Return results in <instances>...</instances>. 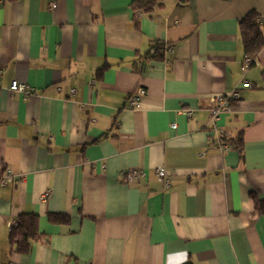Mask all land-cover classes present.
<instances>
[{
	"label": "crops",
	"instance_id": "crops-1",
	"mask_svg": "<svg viewBox=\"0 0 264 264\" xmlns=\"http://www.w3.org/2000/svg\"><path fill=\"white\" fill-rule=\"evenodd\" d=\"M137 1L0 0V264H264V47L244 68L240 32L256 10L264 34V0ZM24 212L41 235L19 253Z\"/></svg>",
	"mask_w": 264,
	"mask_h": 264
},
{
	"label": "trees",
	"instance_id": "trees-1",
	"mask_svg": "<svg viewBox=\"0 0 264 264\" xmlns=\"http://www.w3.org/2000/svg\"><path fill=\"white\" fill-rule=\"evenodd\" d=\"M154 2L152 0H138L134 4V9L142 11H150ZM262 19L256 10L249 11L240 21V32L244 44L245 53L248 56L255 57L258 52L264 47V34L262 30ZM154 56L160 57L161 51L166 48L163 42H156L154 45ZM231 145L239 148L231 139L224 137ZM250 195L254 200L257 209L264 210V201L261 200L255 191H251ZM65 220L66 215L50 214V220ZM16 225H13L10 231V243L12 248L19 253H26L31 248V241L40 238L38 230V215L34 212H24L18 215L15 220ZM185 264H192L190 261Z\"/></svg>",
	"mask_w": 264,
	"mask_h": 264
},
{
	"label": "built area",
	"instance_id": "built-area-1",
	"mask_svg": "<svg viewBox=\"0 0 264 264\" xmlns=\"http://www.w3.org/2000/svg\"><path fill=\"white\" fill-rule=\"evenodd\" d=\"M55 6H56L55 3L51 4L52 8H55ZM253 59H254L253 57L247 55L244 60V68H246L249 64H251L253 62ZM250 87H251V83L246 80L242 82L241 86H237L231 91H227L224 93H216L211 97L210 106H209V123L213 128L217 129V122H218L219 117L222 114L230 112L233 108V103L236 100H239L243 96L242 90L245 88H250ZM10 90L13 92H20L25 95H28L33 91V88L15 79L11 82ZM72 93H75V89L72 91ZM145 93H146V90L144 88H139L135 94L130 96L129 101H128L129 106L132 108H137L140 105L141 98L143 95H145ZM185 113L188 116H191L193 115V110L187 109L185 110ZM171 127L176 128L177 124L174 122L173 124H171ZM219 142L222 144V149L224 151H228L232 148V145L228 141L223 139V137L219 140ZM156 173L160 178L164 180V183L167 186L170 184V181L167 176L168 174L165 168L163 167L157 168ZM144 175H145L144 170L135 168L127 172L126 177H127V180L139 181V179ZM0 182L3 184L8 183V182H11L14 184L18 183V181L10 174L2 177L0 179ZM16 224L17 222L14 221L13 225H16Z\"/></svg>",
	"mask_w": 264,
	"mask_h": 264
}]
</instances>
